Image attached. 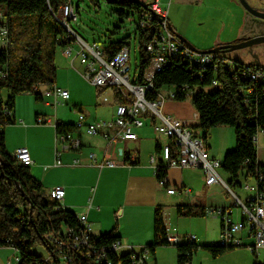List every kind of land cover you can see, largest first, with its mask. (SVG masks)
<instances>
[{
  "label": "trees",
  "instance_id": "16d2710c",
  "mask_svg": "<svg viewBox=\"0 0 264 264\" xmlns=\"http://www.w3.org/2000/svg\"><path fill=\"white\" fill-rule=\"evenodd\" d=\"M73 0H0V10L3 12L9 26V44L0 50V246H13L20 258L19 264H63L47 260L55 252L54 238L66 239L64 228L77 229L78 215L61 205L47 195L43 184L30 170L31 166L22 164L8 151L6 135L2 128L16 123L15 108L17 96L30 92L37 101L43 95L36 88L53 86L57 80V54L70 43L68 32L58 20L62 6ZM118 6L116 12L121 17L134 18L136 23L135 39L139 42V74L134 82L144 83V72L150 65L151 55L147 44L160 29V21L156 18L147 19L150 13L149 5L139 0H107ZM76 7V6H75ZM79 7H76L79 13ZM147 19L145 26L142 21ZM101 43V42H100ZM105 57L113 58L125 46H130L128 39L109 40L102 44ZM230 69L220 59L210 64L201 65L184 57H173L167 62L163 71L154 80V88L147 97L156 99L158 94L171 88L176 92V101H185L193 96V104L199 116V129L206 144L211 129L217 126L234 128L235 148L226 152L221 168L230 175L229 186L235 189L241 186L239 180L256 178L259 172L264 173V165L258 162L257 145L254 137L264 131V82L253 81L243 75V62ZM216 82V84L214 83ZM215 87L214 90H209ZM8 91L6 99L3 92ZM195 93V94H194ZM117 101L123 102L122 95L115 91ZM82 112V111H81ZM56 134H68L80 131L76 123L55 124ZM194 136H198L192 131ZM170 139V138H169ZM172 146L173 155L177 148ZM130 162V155H126ZM162 160L157 166L158 180L166 184L167 168ZM177 213L188 217H205L208 208L201 204H179ZM112 231L98 235L93 241V249L84 257L75 255L72 264H103L98 261L102 249H107L115 241L120 240ZM53 236L52 241L49 237ZM44 245L49 254L47 257L37 254L34 246ZM174 245L178 251V264H191L194 254L204 249L213 258H218L226 252L243 246H223L219 243L200 246L196 241L183 240L177 244L168 241V230L164 216V206L158 205L154 214V240L147 244L149 255L154 256L160 246ZM255 255L256 252H254ZM107 258L112 264H133L132 253L107 251ZM98 261V262H97ZM148 264V261L145 262ZM254 264H264L256 261Z\"/></svg>",
  "mask_w": 264,
  "mask_h": 264
},
{
  "label": "crops",
  "instance_id": "0c3cea01",
  "mask_svg": "<svg viewBox=\"0 0 264 264\" xmlns=\"http://www.w3.org/2000/svg\"><path fill=\"white\" fill-rule=\"evenodd\" d=\"M139 1L149 4L153 0ZM247 1L256 9H264V0ZM159 2L162 6L168 8L169 21L175 32L200 51H211L223 44L240 43L245 39L264 35V19L248 11L240 0H159ZM61 50L63 56L69 57L71 68L74 67V69H69L71 76L73 78L77 77L76 69H78V65L75 66L76 60L79 59L77 53L74 52L71 56H68L64 54L62 48ZM226 54L233 59L260 66L254 64L257 63L254 60H260L264 64V43L233 50ZM78 64H82L81 61ZM82 66L84 65L82 64ZM58 77L57 74L54 85L65 89L70 88L71 90H68L71 100L73 99V104L65 101L66 104H61L66 106L60 110L57 109L60 104L54 106L52 98L43 97L42 100L37 101L34 97L37 103H33L36 108H34L35 110L32 109V118H30L29 113H26L29 117L22 113L17 107V103L15 108L16 122H22L24 118H27L28 124L20 125L21 130L28 131L34 128V124H40L38 119L51 121V123H46L47 125L44 126L50 134V146L46 150H41L32 146L28 141H20L14 145V150L22 146L28 147L34 161L30 167L31 173L40 180L47 193L57 186L64 187L65 196L61 202L62 205L75 213L77 212V215L87 214L95 234H105L117 228L116 233L120 236L123 245H133L136 249H140L154 240V214L158 205L164 206L165 222L168 233L171 234L196 235L180 234L178 228L172 224V222L179 225L182 222H192L186 221L181 215H178L176 208L179 204L201 203L208 209L224 207L234 221L244 219L242 208L234 203V196L232 195L233 197L229 198L222 184L208 187L205 184L204 173L200 168L171 166L179 170L178 176L171 178L168 167L167 183L163 184L158 180L157 166L161 165L162 161L161 147L168 144L170 139L155 130V121L151 117L144 118L143 126L134 128V132L138 135L137 140H119L113 144L101 135L91 136L85 133L84 130L75 132L76 135L82 138L81 148L62 150L60 155L62 165L55 166L54 162L57 156L55 124L57 122L76 123L81 111L86 113L88 122L111 119L114 117L119 103L114 90L110 93L109 90L112 89L98 88L91 84L94 87V105L101 106L100 110L108 109L109 114L98 112L99 110H96L93 115L88 114L81 108L84 102L74 93L70 85L60 84ZM162 108L166 114L183 120L185 125L198 136L203 135V131L198 128L200 120L193 99H186L185 101L166 100ZM76 110H78L77 113ZM76 114L77 119L75 118ZM71 117L76 120L71 119ZM213 130L210 131L211 137L214 136ZM11 144L13 145L12 142ZM206 145L211 158H216L214 154L218 153V149H214L209 140L206 141ZM145 146L147 151H144ZM90 152L96 153L99 160L107 155L121 163L115 167L90 165L88 159ZM257 153L258 162L264 165V136L262 133L259 135ZM126 155H130V163L124 162ZM153 155H156L157 160L154 163L151 162ZM75 159L80 160L79 164L74 163ZM52 173L59 178L54 181L49 180ZM220 175L227 182L231 178L225 171ZM248 181H251V183ZM247 183L254 185L255 179H246L245 184ZM244 185L236 187L239 188L242 195L235 191L236 188L233 189L235 194L242 200H246L252 194L245 189ZM47 187L48 189H46ZM169 188H175L177 192L169 194ZM184 188L191 189V194L182 193L181 189ZM171 208H174L176 215L174 213L171 215L168 212ZM167 214L169 215V221ZM213 216L220 220L217 232L220 235L222 219L220 216ZM170 218L172 221H170ZM206 218H208V215L199 217L197 220H205ZM201 235L204 236L205 232L202 231ZM241 237L243 247L250 251L248 246L252 245L254 240L247 229L242 232ZM198 239L197 236L196 243ZM209 243L204 240L199 245L204 246L209 245ZM234 249L220 257L225 256ZM202 250L204 249L200 248L194 256ZM262 250L264 249L259 250L256 253L257 255L254 253L255 261L253 264L256 261L259 262L258 259ZM16 255L17 251L13 246H0V264H7L9 260L15 261ZM192 261L191 264H193ZM148 264H178L176 247L174 245L158 247L155 255L150 256L148 259Z\"/></svg>",
  "mask_w": 264,
  "mask_h": 264
},
{
  "label": "built area",
  "instance_id": "2783aa9c",
  "mask_svg": "<svg viewBox=\"0 0 264 264\" xmlns=\"http://www.w3.org/2000/svg\"><path fill=\"white\" fill-rule=\"evenodd\" d=\"M150 13L147 19L156 17L160 21V29L157 35L147 44V50L151 55L150 65L144 72V83L139 84L132 81L130 77L131 64V47L125 46L113 58L105 57L104 47L100 42L93 41L89 43L83 39L71 25L72 20H77L78 13L72 1L65 3L59 13L58 20L66 28L70 41L63 48L65 55L71 56L77 53L81 63L84 65V77L92 85L98 88H108L118 91L123 102L117 104L115 115L111 119H102L94 122H88L84 112L79 113L76 126L79 130L91 136L101 135L109 143H116L119 140H137L138 135L134 132V128L144 125V118L151 117L155 122V130L170 138L171 143L177 148V155H173L170 143L161 147L162 160L169 166L180 168H200L204 173L205 184L211 187L215 184H222L228 192L234 196L236 206L242 208L244 219L242 221H234L228 210L224 207L210 208L209 214L220 216L222 219V229L220 233L219 244L223 246H240L243 245L241 237L242 232L247 229L249 235L253 238L254 243L249 245V249L254 253L264 249V173L259 172L255 179V184H245L246 190L252 194L246 199H240L233 189L229 186L219 172L221 161L211 158L208 154L207 145L201 136H194L192 130L185 125L183 120L166 114L163 111V104L166 100H175L176 92L171 89L162 90L156 99L147 97L148 92L154 88V80L156 75L163 71L167 62L173 57H184L187 60L201 65L210 64L215 60H219L228 68L233 69L238 65V61L227 55L219 53H200L192 49L183 39H181L172 28L169 21V10L162 6L159 0H153L148 4ZM147 19L143 20L141 25L145 26ZM9 44V26L3 12L0 10V50L8 47ZM77 46V47H75ZM243 75L253 81L264 82V68L250 63L243 62ZM6 73H0V77H5ZM216 84V82L214 81ZM39 86L36 89L42 93L44 97L52 98L53 105L57 106L70 98L68 89H63L56 85ZM176 101V100H175ZM38 123H51L38 119ZM264 131H260L255 137L256 145H259V135ZM57 156L54 162L55 166L62 165L61 151L70 149H79L82 146V138L75 133L56 134ZM22 164L26 166L33 165L34 161L30 150L26 146L18 148L14 153ZM89 164L98 167H115L120 163L114 158L107 155L99 160L97 154L90 152L88 155ZM125 159V158H124ZM156 155L151 157V162H156ZM80 160L75 159L74 163L79 164ZM125 163H130L125 159ZM175 188H169V194H175ZM182 193L191 194V189H181ZM53 199L62 202L65 196V189L62 186L55 187L47 193ZM62 205V203H61ZM63 206V205H62ZM79 225L77 229L64 228L66 239L49 237L50 241L55 243V252L51 253L47 260L57 261L59 258L63 264H72L75 255L84 257V249L90 252L93 249V241L98 235L94 233L92 223L89 221L87 214L78 215ZM197 236L179 235L168 233V241L171 244H177L183 240L196 241ZM84 248V249H83ZM117 253H132L133 264H145L150 258L149 250L146 246L136 249L133 245H123L121 239L115 241L107 249H102V253L98 257V261L103 264H112L107 258V251ZM17 251V250H16ZM97 261V262H98ZM20 258L18 254L15 261L9 260L7 264H19Z\"/></svg>",
  "mask_w": 264,
  "mask_h": 264
},
{
  "label": "rangeland",
  "instance_id": "374dc122",
  "mask_svg": "<svg viewBox=\"0 0 264 264\" xmlns=\"http://www.w3.org/2000/svg\"><path fill=\"white\" fill-rule=\"evenodd\" d=\"M73 4L76 7H79V13L77 20L71 21L72 28L89 43L96 41L103 44L109 40H122L124 38L128 39L131 47L130 77L133 81L135 76L139 74L138 63L140 56L139 42L137 39H135L136 23L134 21V18L131 17L129 19L126 17H121L116 12L120 8L112 3H109L107 0H73ZM61 53L62 50L59 49L57 54V74L59 76V83L66 85L68 84L71 86L74 93H76L79 99L84 102V105H81V108L85 112H88V114L93 115L96 110H99L98 112H104V114H109L108 109L100 110L101 106L94 105V87L84 77V66H82V64H78L80 63V60H76L75 66L78 65V69H76L77 77L73 78L69 69H74V67L71 68L72 66H70L69 64V57L63 56ZM72 82L73 84H71ZM68 89L71 90L70 88ZM214 89L215 87H211L209 90ZM109 91L110 93H112L113 90ZM7 96L8 91L5 90L3 92L4 99H6ZM34 97L35 96L32 93L26 92L18 95L16 99L17 107H19V110L28 117L29 115H27L26 113H29L30 118H32V109L35 110L34 108H36L33 103H37ZM192 97L193 96H189L187 99H192ZM67 101L70 104H73V99L71 100L70 98ZM62 104H66L65 101L62 102ZM62 104L58 105L57 109L62 110V108L66 106ZM77 111L78 110H76V113ZM75 118L77 119V114ZM75 118L71 117V119L76 120ZM26 124H28L27 118H24V121L22 122L8 124L2 128L6 135L7 149L12 154L16 151L14 150V145L20 141H28L32 146H35L41 150H46L51 144L49 139V131L44 127L47 125L46 123L34 124V128H31L28 131L21 130L19 128L20 125L24 126ZM213 129L214 136L211 137L210 133L208 140L213 145L214 149H218V153H215L214 156L223 161L226 152L235 148V130L234 128L229 126H217ZM11 142L13 143V145L11 144ZM224 150H226L225 153ZM144 151H147L146 146L144 147ZM209 156L211 157L210 153ZM178 171L179 170L174 167L168 168V172L171 178L177 177L179 174ZM219 172L224 173V170L220 168ZM57 178L59 177L53 173L49 176V180L51 181H54ZM239 180L242 185L246 183V179L243 175L240 176ZM248 182L251 183V181ZM46 189H48V187ZM224 190L227 192L229 198L233 197L231 193H228L225 187ZM235 191L238 194L242 195L239 188H236ZM168 212H170L171 215H173L172 213L176 215V211L174 212V208H171ZM207 215L208 218H206L205 220H197L199 218L182 216V218L186 219V221L192 222H182L181 225L172 222V224L178 228L180 234H196L199 238L197 240L198 244H200L204 240L210 242L209 244H215L218 243L220 239V235H218L217 233L220 226V220L218 218H215L213 215H210L209 213ZM167 216V219L169 221V215L167 214ZM170 221H172L171 218ZM202 231L205 232L204 236L201 235ZM34 251L37 254L42 255L43 257H47L49 254V250L42 244L35 245ZM258 260L260 263H263L264 250L261 251ZM254 261V253H252L251 250L249 251L246 247L242 246L235 248L233 251L220 258H213L209 252L202 250L200 253L194 256L192 262L193 264H253Z\"/></svg>",
  "mask_w": 264,
  "mask_h": 264
},
{
  "label": "water",
  "instance_id": "95a60500",
  "mask_svg": "<svg viewBox=\"0 0 264 264\" xmlns=\"http://www.w3.org/2000/svg\"><path fill=\"white\" fill-rule=\"evenodd\" d=\"M240 1L243 3V5L246 7V9L248 11H250L254 15L264 19V9L263 10L256 9L247 0H240ZM178 36L181 39H183L192 49H194L195 51L200 52V53H219V52L228 53V52H231L233 50L248 48V47H252L253 45H256V44L264 43V35H259L257 37H253V38H250V39H245V40L241 41L240 43L223 44V45H220V46L216 47L215 49H213L211 51H200V50L196 49L191 43H188L185 40V38H183L180 35H178ZM254 61H257V63H254V64H259L262 68H264V64H262L260 62V60H254ZM120 152L122 154V152H123L122 149H121Z\"/></svg>",
  "mask_w": 264,
  "mask_h": 264
},
{
  "label": "flooded vegetation",
  "instance_id": "af4514ba",
  "mask_svg": "<svg viewBox=\"0 0 264 264\" xmlns=\"http://www.w3.org/2000/svg\"><path fill=\"white\" fill-rule=\"evenodd\" d=\"M219 54H224V55H227L225 52H219ZM228 56V55H227Z\"/></svg>",
  "mask_w": 264,
  "mask_h": 264
}]
</instances>
